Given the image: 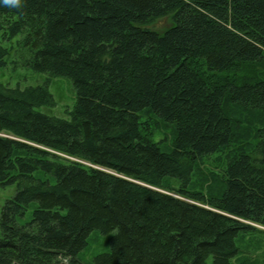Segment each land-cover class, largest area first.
I'll list each match as a JSON object with an SVG mask.
<instances>
[{
	"label": "trees",
	"instance_id": "16d2710c",
	"mask_svg": "<svg viewBox=\"0 0 264 264\" xmlns=\"http://www.w3.org/2000/svg\"><path fill=\"white\" fill-rule=\"evenodd\" d=\"M0 16V65L14 51L77 96L62 118L40 109L48 80L0 81V185L17 187L0 264H82L94 230L111 245L90 264H264V0H24Z\"/></svg>",
	"mask_w": 264,
	"mask_h": 264
},
{
	"label": "rangeland",
	"instance_id": "374dc122",
	"mask_svg": "<svg viewBox=\"0 0 264 264\" xmlns=\"http://www.w3.org/2000/svg\"><path fill=\"white\" fill-rule=\"evenodd\" d=\"M2 17L0 16V19ZM169 25V19L167 17L160 19L156 23L157 28H164ZM8 26L2 23L0 20V43L4 46L10 47V40L5 39L8 33ZM6 33V35L4 34ZM17 60L15 52L6 57V63L0 65V81L8 83L11 86L20 85L22 88L31 85H38L49 81L48 86L51 93L54 96L55 104L52 106H43L40 109L58 117L69 118V111L74 107L76 103V90L72 83V80L66 76H50L46 72H38L30 67L15 62ZM160 133L156 136L159 139ZM207 164V163H206ZM17 191L16 185H0V213L3 205L6 201L13 197ZM111 235L94 230L88 239V246L81 252L80 257L82 264L93 263L95 256L100 253L107 252L111 245ZM238 244L242 247L243 243L241 239H238ZM260 252V251H258ZM244 254L250 257L257 256L256 252L243 251Z\"/></svg>",
	"mask_w": 264,
	"mask_h": 264
},
{
	"label": "clouds",
	"instance_id": "9594fccd",
	"mask_svg": "<svg viewBox=\"0 0 264 264\" xmlns=\"http://www.w3.org/2000/svg\"><path fill=\"white\" fill-rule=\"evenodd\" d=\"M24 0H0V5L7 6L9 8L19 9L22 8Z\"/></svg>",
	"mask_w": 264,
	"mask_h": 264
}]
</instances>
